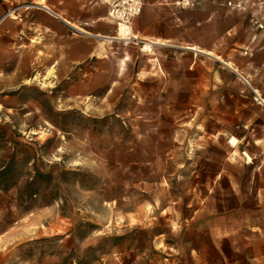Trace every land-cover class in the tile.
<instances>
[{
	"label": "rangeland",
	"instance_id": "rangeland-1",
	"mask_svg": "<svg viewBox=\"0 0 264 264\" xmlns=\"http://www.w3.org/2000/svg\"><path fill=\"white\" fill-rule=\"evenodd\" d=\"M32 1L0 0V264H264V105L184 48L264 99V0H146L133 31L164 44L61 70L15 33Z\"/></svg>",
	"mask_w": 264,
	"mask_h": 264
},
{
	"label": "crops",
	"instance_id": "crops-1",
	"mask_svg": "<svg viewBox=\"0 0 264 264\" xmlns=\"http://www.w3.org/2000/svg\"><path fill=\"white\" fill-rule=\"evenodd\" d=\"M32 2L35 4L34 8L39 11V16H42L44 20L38 16H35L34 20H28L29 13L32 15L33 11H25L18 22H22L24 29H18L15 33L18 38H24L25 49L23 51L27 55L31 54L30 66L33 70L40 67L44 69L56 67L58 70L73 69L84 62L112 59L117 55L113 49L114 46L120 47L129 44L116 39L107 40V36L115 35L117 30L116 26L106 18V5L102 0H45L42 4H39L38 0ZM145 2L146 0H144V4ZM257 4L253 15L257 17V21L263 27L254 31V35L252 34L251 37L250 33L247 41L243 42L244 45L250 47L249 54L252 55V62H257L256 56L264 50V3ZM66 21L73 22L83 28L85 32L77 30ZM57 23L60 27H71L75 31H72L73 33L60 31L56 28ZM15 52H21L18 46H16ZM262 63L257 65V71L263 67L264 61ZM238 70L251 84L253 82L256 84V76L250 69ZM235 74L238 76L236 72Z\"/></svg>",
	"mask_w": 264,
	"mask_h": 264
},
{
	"label": "built area",
	"instance_id": "built-area-1",
	"mask_svg": "<svg viewBox=\"0 0 264 264\" xmlns=\"http://www.w3.org/2000/svg\"><path fill=\"white\" fill-rule=\"evenodd\" d=\"M194 0H178L176 4L181 7L189 6L193 4ZM106 5V18L116 26L117 33L122 30L126 33L133 32V21L141 13L144 5V0H102ZM236 7L240 6V3L235 4ZM254 24L258 28H262V24L254 20ZM118 35V34H117ZM116 40L125 43L142 42L140 39L132 38H116Z\"/></svg>",
	"mask_w": 264,
	"mask_h": 264
},
{
	"label": "bare ground",
	"instance_id": "bare-ground-1",
	"mask_svg": "<svg viewBox=\"0 0 264 264\" xmlns=\"http://www.w3.org/2000/svg\"><path fill=\"white\" fill-rule=\"evenodd\" d=\"M45 0H38L39 4H42L44 3ZM67 23L71 24L72 26H74L77 30L81 31V32H85L83 30V28L75 25L73 22H69V21H66ZM118 34V35H117ZM116 38H123V39H127V38H132V39H142L143 42H144V45L142 47L143 50H148V51H151L152 50V46L154 44H164L163 41H158V40H153V39H146L145 37H139V35H137L136 33H134V31L131 33L129 32V36H128V33L120 30L118 33L116 32L115 35H112V36H107V40L108 41H112ZM184 48H187L189 50H193L195 52H199V53H202L204 55H207L209 56L211 59H217V60H220L222 61L225 65H227L229 68H231L232 70H234L239 78L247 85H249L252 90L256 93V95L258 96V100L260 103H262L264 105V99L260 97V95L258 94L257 90H255L253 87H252V84L251 82L245 78L243 75H241V73L239 72V70L236 68V67H232L231 64L227 61H224L220 58L219 55L217 54H214L212 51H209V50H205L195 44H191V43H188ZM126 56L122 57L121 60H120V65L122 66L124 64V61L126 60ZM51 70H49L50 72ZM49 74V73H48ZM50 76H53L52 72H50ZM233 141V140H232Z\"/></svg>",
	"mask_w": 264,
	"mask_h": 264
}]
</instances>
